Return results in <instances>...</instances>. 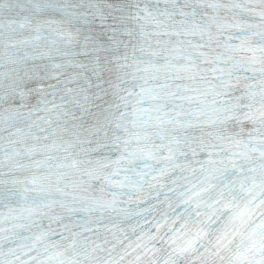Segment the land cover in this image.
I'll list each match as a JSON object with an SVG mask.
<instances>
[{
  "label": "snow or ice",
  "instance_id": "obj_1",
  "mask_svg": "<svg viewBox=\"0 0 264 264\" xmlns=\"http://www.w3.org/2000/svg\"><path fill=\"white\" fill-rule=\"evenodd\" d=\"M0 264H264V0H0Z\"/></svg>",
  "mask_w": 264,
  "mask_h": 264
}]
</instances>
